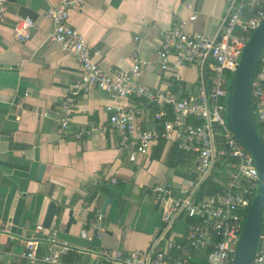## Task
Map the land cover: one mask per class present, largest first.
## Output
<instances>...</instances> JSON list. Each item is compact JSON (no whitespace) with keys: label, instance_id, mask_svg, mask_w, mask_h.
Wrapping results in <instances>:
<instances>
[{"label":"crops","instance_id":"0c3cea01","mask_svg":"<svg viewBox=\"0 0 264 264\" xmlns=\"http://www.w3.org/2000/svg\"><path fill=\"white\" fill-rule=\"evenodd\" d=\"M60 1L5 0L0 19V264H33L22 257L24 242L52 232L70 248L62 264H108L101 249L144 250L163 227V202L154 188L166 185L180 197L193 190L197 177L196 160L169 165L171 142L161 147L154 141L146 154L128 159L108 118L116 109L134 108L135 127L155 130V109L141 98H112L91 88L76 98L68 127L61 130L60 106L81 69L77 58L49 37L53 24L46 12ZM191 12L197 18L186 31L215 37L224 0H85L68 21L104 70H129L136 55L139 83L187 98L197 94L200 72L174 69L173 56L161 70V39ZM26 16L34 27L21 42L13 26ZM80 129L89 133L77 138ZM50 204L54 213L45 227ZM96 215L102 230L91 227ZM38 225L43 232H36ZM187 225L185 218L176 220L169 236L183 241Z\"/></svg>","mask_w":264,"mask_h":264},{"label":"built area","instance_id":"2783aa9c","mask_svg":"<svg viewBox=\"0 0 264 264\" xmlns=\"http://www.w3.org/2000/svg\"><path fill=\"white\" fill-rule=\"evenodd\" d=\"M85 0H61L46 12L53 24L50 39L63 52L74 55L81 69L79 80L64 97L61 106L60 128L66 130L75 111L76 98L98 88L110 97H137L159 109L154 118L165 116L163 107H169L172 121L163 124L162 132L140 130L135 127L134 108L112 111L109 128L119 135V145L127 151L128 159L135 161L144 155L151 144L161 138L165 142L179 141V148L197 153V177L194 188L180 197H174L166 185L154 188L155 198L163 202V227L148 248L123 252L101 249L99 254L108 264H231L243 222L255 193L258 174L251 155L232 135L226 125L227 87L238 62L241 50L253 30L264 18V0H224L225 13L215 37L190 34L187 24L196 20L191 12L185 20L174 21L161 39V70L168 68L169 57H174L173 68L194 67L200 72L195 96L177 95L145 87L138 81L140 61L133 56L129 70H104L95 61L82 35L68 21L69 12L83 7ZM190 8V7H188ZM5 13V0H0V19ZM34 21L26 16L13 26L16 40L30 39ZM208 74L206 86L204 73ZM253 115L264 146V47L262 49L251 87ZM111 110V107H107ZM191 121L198 122L193 125ZM89 132L80 129L79 138ZM220 158L224 160L226 184L222 194L196 201L194 192L209 175ZM113 182H115L113 180ZM188 221L183 241L169 236L176 220ZM91 227L102 230L101 216L96 215ZM42 225L36 232H43ZM85 237V232H82ZM40 244L44 251L40 253ZM70 251L54 232L45 237H32L24 242L22 257L33 264H62ZM251 264H264V210L258 243Z\"/></svg>","mask_w":264,"mask_h":264},{"label":"water","instance_id":"95a60500","mask_svg":"<svg viewBox=\"0 0 264 264\" xmlns=\"http://www.w3.org/2000/svg\"><path fill=\"white\" fill-rule=\"evenodd\" d=\"M263 47L264 18L243 46L227 87L226 125L232 135L251 155L258 174L255 193L243 222L231 264L252 263L264 210V146L254 119L251 97L252 82ZM42 170L43 166H40L38 179ZM109 200V197L105 198L102 210ZM53 213L54 205L50 204L44 220L45 227L50 225Z\"/></svg>","mask_w":264,"mask_h":264},{"label":"trees","instance_id":"16d2710c","mask_svg":"<svg viewBox=\"0 0 264 264\" xmlns=\"http://www.w3.org/2000/svg\"><path fill=\"white\" fill-rule=\"evenodd\" d=\"M207 76H208L207 72L204 73V82L206 86L208 85ZM150 106L155 109V111L153 112L154 113L153 116H154L155 113L159 111V109L155 107L154 105H150ZM163 110H165V116L162 117L160 120L154 119L156 123L155 131L159 134L162 132V127H163L164 122L172 121L173 119L169 107L167 106L163 107ZM189 122H191L193 125L198 124V122L196 121L189 120ZM157 143H158V146L162 147L165 141L159 138L157 139ZM171 143H172L171 153L173 154V156L169 159V162H168L169 165L174 167L176 165L177 160L179 159L180 161L182 158H186V159L190 158L192 160L197 161V153L186 152L180 149L179 141H173ZM226 176H227V173L224 167V160L223 158H220L219 161L214 165L209 175L196 188L194 192V199L198 201L208 196L222 194L223 191L225 190Z\"/></svg>","mask_w":264,"mask_h":264}]
</instances>
